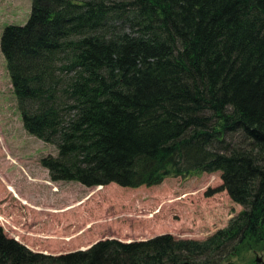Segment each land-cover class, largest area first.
Masks as SVG:
<instances>
[{
	"label": "trees",
	"instance_id": "obj_1",
	"mask_svg": "<svg viewBox=\"0 0 264 264\" xmlns=\"http://www.w3.org/2000/svg\"><path fill=\"white\" fill-rule=\"evenodd\" d=\"M1 50L25 129L57 147L42 159L53 181L135 188L221 171L243 210L204 241L104 239L59 255L0 225V264L264 256V0H33Z\"/></svg>",
	"mask_w": 264,
	"mask_h": 264
},
{
	"label": "rangeland",
	"instance_id": "obj_2",
	"mask_svg": "<svg viewBox=\"0 0 264 264\" xmlns=\"http://www.w3.org/2000/svg\"><path fill=\"white\" fill-rule=\"evenodd\" d=\"M32 3L0 0V216L4 218L0 225L5 234L34 252L59 255L85 250L84 246L104 239L130 242L169 233L179 240L204 241L226 228L243 206L220 189L221 171L167 177L159 185L135 188L116 183L87 187L51 179L42 159L57 156V147L25 129L1 50L4 29L25 25ZM4 183L34 209L6 192ZM68 237L72 240L66 241ZM258 256L264 260L260 251L245 249L222 264H257Z\"/></svg>",
	"mask_w": 264,
	"mask_h": 264
},
{
	"label": "water",
	"instance_id": "obj_3",
	"mask_svg": "<svg viewBox=\"0 0 264 264\" xmlns=\"http://www.w3.org/2000/svg\"><path fill=\"white\" fill-rule=\"evenodd\" d=\"M256 261H257V264H264V260L261 256H258ZM184 264H191V263L187 261Z\"/></svg>",
	"mask_w": 264,
	"mask_h": 264
}]
</instances>
